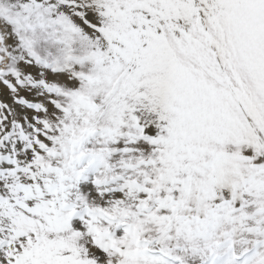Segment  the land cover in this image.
Wrapping results in <instances>:
<instances>
[{"label":"snow or ice","instance_id":"obj_1","mask_svg":"<svg viewBox=\"0 0 264 264\" xmlns=\"http://www.w3.org/2000/svg\"><path fill=\"white\" fill-rule=\"evenodd\" d=\"M0 264H264V0H0Z\"/></svg>","mask_w":264,"mask_h":264}]
</instances>
